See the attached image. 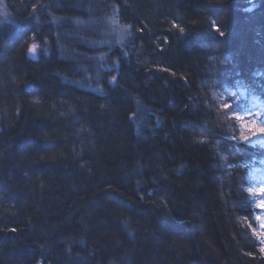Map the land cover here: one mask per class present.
<instances>
[{
	"label": "trees",
	"instance_id": "16d2710c",
	"mask_svg": "<svg viewBox=\"0 0 264 264\" xmlns=\"http://www.w3.org/2000/svg\"><path fill=\"white\" fill-rule=\"evenodd\" d=\"M4 2L0 264H264V150L221 107L264 103V0Z\"/></svg>",
	"mask_w": 264,
	"mask_h": 264
},
{
	"label": "rangeland",
	"instance_id": "374dc122",
	"mask_svg": "<svg viewBox=\"0 0 264 264\" xmlns=\"http://www.w3.org/2000/svg\"><path fill=\"white\" fill-rule=\"evenodd\" d=\"M0 20L2 22H13L14 21L10 12L6 8L4 0H0ZM113 21H114L113 17L109 18L107 22L105 21L106 22L105 24L109 25V28H105L106 26H104V28L107 31H103L99 29L89 30L87 29L86 24L77 23L75 24V27L77 28L75 32L58 30V34H60V36H63V38H65L66 36L68 37L73 36L75 37L77 43H81V44L83 43L86 46H89L90 42H87V40L83 41L81 36L78 35L79 34L78 32L81 31L82 29L87 30L88 32H91L93 34L97 33V35H99V33L101 32L104 35L107 34V32H110L107 34L109 38L107 40L120 41L123 37V34L121 33L122 28L120 27L113 28L111 31H109L113 27V25H115L116 23ZM103 43L105 42H101L100 44H103ZM32 45H37V44L33 43ZM48 52H49L48 46L42 49L39 45H37V49L32 54L29 53V55L32 58H37L41 53L47 54ZM72 53L78 54L79 51L74 50ZM68 56H71V54ZM93 59H97V56L96 58H93ZM87 60L90 61L91 59L87 58ZM92 64L98 67V65L96 64L94 60H92ZM230 99L234 103L231 106H229ZM221 100L223 102V105L221 104V107L222 109L226 111L225 112V114L227 113L226 116L228 115L227 117L229 119L233 118L237 124V128L239 131L238 138L240 137L239 139L241 141H245V140H248L250 136L252 137L257 136L255 139L247 143L256 145L264 150V127H257L255 131H253L249 127L250 124L255 125L256 123H258L260 126H264V103L256 102L253 99H251L250 103L248 102L247 104L246 102L247 100H245V94L241 90L227 92L225 95L221 97ZM252 177H254V181H255L254 182V192L258 198V204L259 206H261L262 204H264V194H261L262 191H264V168L256 167L254 173L252 174ZM261 225H264V209H261V215H259V219H258L259 229L257 230V233H264V228H262ZM259 241H260V238H259Z\"/></svg>",
	"mask_w": 264,
	"mask_h": 264
},
{
	"label": "snow or ice",
	"instance_id": "6c2138e0",
	"mask_svg": "<svg viewBox=\"0 0 264 264\" xmlns=\"http://www.w3.org/2000/svg\"><path fill=\"white\" fill-rule=\"evenodd\" d=\"M174 26H175V27H179L178 25H175V22H174ZM36 49H37V45H31V46H30V49H29V53L32 54ZM249 127H250L253 131H255L257 127H264V126H260L258 123H256L255 125H251V124H250ZM258 136H259V135H258ZM256 137H257V136H256ZM256 137H252V136H250L248 140H245V141H242V142L247 143V142H249V141L255 139ZM261 194H264V191H262ZM260 207H261V209H264V204H262ZM261 227L264 228V225H261ZM14 230H15V229H13V231H14ZM253 235H254V236H258V237L260 238V244H261V246H260V248H259V251H260V253H261L262 255H264V233H257V232H255V230H253ZM249 255H251V253H249Z\"/></svg>",
	"mask_w": 264,
	"mask_h": 264
},
{
	"label": "water",
	"instance_id": "95a60500",
	"mask_svg": "<svg viewBox=\"0 0 264 264\" xmlns=\"http://www.w3.org/2000/svg\"><path fill=\"white\" fill-rule=\"evenodd\" d=\"M41 264V263H40Z\"/></svg>",
	"mask_w": 264,
	"mask_h": 264
}]
</instances>
